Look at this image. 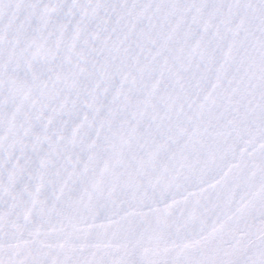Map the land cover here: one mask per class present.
<instances>
[{
  "label": "snow or ice",
  "instance_id": "snow-or-ice-1",
  "mask_svg": "<svg viewBox=\"0 0 264 264\" xmlns=\"http://www.w3.org/2000/svg\"><path fill=\"white\" fill-rule=\"evenodd\" d=\"M0 264H264V0H0Z\"/></svg>",
  "mask_w": 264,
  "mask_h": 264
}]
</instances>
